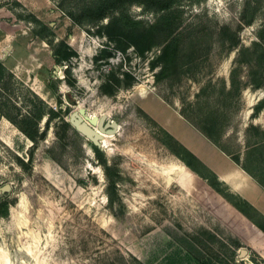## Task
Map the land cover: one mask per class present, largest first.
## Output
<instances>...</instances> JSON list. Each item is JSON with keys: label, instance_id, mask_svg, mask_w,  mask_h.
Returning <instances> with one entry per match:
<instances>
[{"label": "rangeland", "instance_id": "374dc122", "mask_svg": "<svg viewBox=\"0 0 264 264\" xmlns=\"http://www.w3.org/2000/svg\"><path fill=\"white\" fill-rule=\"evenodd\" d=\"M59 2L0 0L2 112L19 118L36 94L58 113L36 143L0 115V264L260 259L264 0H178L156 15L132 5L121 23L81 26ZM60 43L72 56L56 64ZM78 108L118 124L103 159L67 121Z\"/></svg>", "mask_w": 264, "mask_h": 264}, {"label": "trees", "instance_id": "16d2710c", "mask_svg": "<svg viewBox=\"0 0 264 264\" xmlns=\"http://www.w3.org/2000/svg\"><path fill=\"white\" fill-rule=\"evenodd\" d=\"M178 0H85L83 4H77L74 0H60L59 8L64 12V14L69 17L75 24H96L99 23L104 18H111L118 20L120 23L125 20L126 13L130 6L137 5L141 8L142 12L150 14H159L168 12L172 9ZM196 1V0H190ZM116 14V15H115ZM111 22V21H110ZM37 35H42V32ZM62 43L53 50L52 54L54 56V61L56 64L62 61H69L72 56V52H65L61 47ZM261 59L264 58V53L261 55ZM10 72L5 68V66L0 61V80L4 75L11 76ZM233 86V80L230 79V87ZM55 94V90L53 91ZM56 95V94H55ZM29 110L24 115H19V118L11 116L8 112H2L0 108V115L4 116L13 125H15L27 138H29L33 143H36L40 136L38 135V123L43 117H55L58 113L56 110H52L46 102L40 99L36 94H33V98L29 99ZM260 108V104L255 108V111ZM68 125L67 122H64ZM201 133L208 138L214 145L220 148L219 144L213 139L211 133L206 129L200 128ZM252 146H256V143ZM96 155L102 157L101 151L94 147L93 148ZM225 152L222 148H220ZM194 156V155H193ZM104 166V173L108 179V183L105 189L106 197L111 205L114 201V184L115 180L113 177L114 173H108L110 168L106 166L105 161L102 162ZM249 173V172H248ZM9 202L0 196V217H4L8 214ZM256 255H250L249 261L252 264H264V253L258 259ZM203 264V263H202ZM223 264H248L245 260H236L235 254L232 253L228 262Z\"/></svg>", "mask_w": 264, "mask_h": 264}, {"label": "water", "instance_id": "95a60500", "mask_svg": "<svg viewBox=\"0 0 264 264\" xmlns=\"http://www.w3.org/2000/svg\"><path fill=\"white\" fill-rule=\"evenodd\" d=\"M53 67L55 72L59 69V67L56 65ZM66 99L70 101L68 96H66ZM82 115L84 116L82 117ZM67 121L77 132L86 137L94 146L99 149H103L99 142L101 136L91 126H97L99 130L110 135H113L118 128L117 122L106 118L105 114L100 115L99 119H97L95 116L91 119L88 118L84 114L83 108L78 109V111L76 109L71 111L67 116ZM242 252L243 250H241V253Z\"/></svg>", "mask_w": 264, "mask_h": 264}, {"label": "bare ground", "instance_id": "6f19581e", "mask_svg": "<svg viewBox=\"0 0 264 264\" xmlns=\"http://www.w3.org/2000/svg\"><path fill=\"white\" fill-rule=\"evenodd\" d=\"M78 109H80V108H78ZM78 109H77V111H78ZM84 109V108H83ZM84 114L88 117V118H93L94 116L97 118V119H99V116H97V115H88L86 112H85V109H84ZM84 115H82V117H83ZM100 136H101V139L99 140V142H100V144H101V146H102V148H106V144H107V142H106V139L108 138V137H110L111 135L110 134H107L106 132H102L101 130H99L98 129V127L97 126H95V127H93V126H91Z\"/></svg>", "mask_w": 264, "mask_h": 264}, {"label": "crops", "instance_id": "0c3cea01", "mask_svg": "<svg viewBox=\"0 0 264 264\" xmlns=\"http://www.w3.org/2000/svg\"><path fill=\"white\" fill-rule=\"evenodd\" d=\"M205 140H206L207 144H209V145L211 144L212 146H214V144H212L211 142H209L206 138H205ZM189 143H190V142H189ZM190 147L192 148V150H194L192 145H190ZM194 147H196V146H194ZM191 148H190V149H191ZM194 152H195V151H194ZM198 156H199V155H198ZM237 174H238V172H236V173L233 172V175H232L233 178H236V177H237ZM222 179H223L224 181L227 182V180H229L230 177H229V176H226V177H223ZM225 179H226V180H225ZM234 180H235V179H234ZM238 186H239V187L241 186L240 183L238 184ZM240 188H241V187H240ZM248 193L250 194V192H248Z\"/></svg>", "mask_w": 264, "mask_h": 264}, {"label": "built area", "instance_id": "2783aa9c", "mask_svg": "<svg viewBox=\"0 0 264 264\" xmlns=\"http://www.w3.org/2000/svg\"><path fill=\"white\" fill-rule=\"evenodd\" d=\"M55 109V107H53Z\"/></svg>", "mask_w": 264, "mask_h": 264}]
</instances>
